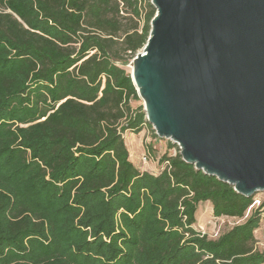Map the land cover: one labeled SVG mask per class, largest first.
<instances>
[{
    "label": "trees",
    "instance_id": "trees-1",
    "mask_svg": "<svg viewBox=\"0 0 264 264\" xmlns=\"http://www.w3.org/2000/svg\"><path fill=\"white\" fill-rule=\"evenodd\" d=\"M156 12L151 0H0V264H264V202L252 209L255 196L180 151L150 143L169 161L157 172L131 159L120 124L158 138L124 67ZM205 201L243 221L210 237L195 226Z\"/></svg>",
    "mask_w": 264,
    "mask_h": 264
},
{
    "label": "water",
    "instance_id": "water-1",
    "mask_svg": "<svg viewBox=\"0 0 264 264\" xmlns=\"http://www.w3.org/2000/svg\"><path fill=\"white\" fill-rule=\"evenodd\" d=\"M132 79L148 121L197 169L264 191V0H151Z\"/></svg>",
    "mask_w": 264,
    "mask_h": 264
},
{
    "label": "rangeland",
    "instance_id": "rangeland-1",
    "mask_svg": "<svg viewBox=\"0 0 264 264\" xmlns=\"http://www.w3.org/2000/svg\"><path fill=\"white\" fill-rule=\"evenodd\" d=\"M126 70L128 72H132V60L124 65ZM130 105L133 109H138L140 106H144V100L140 98H132L130 100ZM154 128V127H153ZM128 148L131 153V159L140 167H142L141 163V157L142 154L147 150V146L151 143V146L154 149H157L160 151V153L163 152V150H166L167 152L175 155L179 150V145L177 143H174L171 139L166 138H155L153 134L152 127H148L147 129L143 130L139 134H132L130 131L128 132V135L125 138ZM176 144V145H171ZM254 196L260 200V202H264V193H256ZM258 204H255L252 206V209L256 208ZM205 202H201V205L198 208L197 215V223L195 226L197 228L203 230L204 232L208 233L210 237L216 236L217 233H219L222 228L228 229V226H232L233 223H239L241 222L240 219L236 218L233 219L230 223H226L224 225H221L220 220L215 219L212 212L208 214L207 210L205 209ZM264 212V210H263ZM264 221V220H263Z\"/></svg>",
    "mask_w": 264,
    "mask_h": 264
},
{
    "label": "built area",
    "instance_id": "built-area-1",
    "mask_svg": "<svg viewBox=\"0 0 264 264\" xmlns=\"http://www.w3.org/2000/svg\"><path fill=\"white\" fill-rule=\"evenodd\" d=\"M123 125H124V123L120 124L119 130H120V133L122 134V136L124 138H126V136L128 135L129 130L128 129L123 130L122 129ZM156 134H157V132H156ZM158 137L161 138L159 135H158ZM165 152H166V150H163V153H165ZM141 163H142V168L143 169L152 170V171H156L157 172V171H160L161 169L166 168L167 165L169 164V161H167L165 164L160 166L158 160L155 159V157L151 154L150 149H149V145H148L147 146V150L142 154ZM258 193H264V191L263 192H258ZM254 199H255L254 205L258 204V206H259L262 203L256 197H254ZM233 219H235V218H228V217L227 218H222L220 220L221 225H224L226 223H230ZM234 224L235 223H233V225ZM260 228H261V226L256 230V246L261 251H264V229H262V231H260V233H259L258 231H259Z\"/></svg>",
    "mask_w": 264,
    "mask_h": 264
},
{
    "label": "crops",
    "instance_id": "crops-1",
    "mask_svg": "<svg viewBox=\"0 0 264 264\" xmlns=\"http://www.w3.org/2000/svg\"><path fill=\"white\" fill-rule=\"evenodd\" d=\"M200 205H201V203L199 204V206ZM205 207H206L205 209L207 210L208 214H210L212 212V204H211V202L210 201H205ZM197 219H198V215H197ZM240 220H241V222L243 221V219H240ZM262 229H264V221H263V223L261 225V228L259 229L258 232L260 233V231H262Z\"/></svg>",
    "mask_w": 264,
    "mask_h": 264
}]
</instances>
